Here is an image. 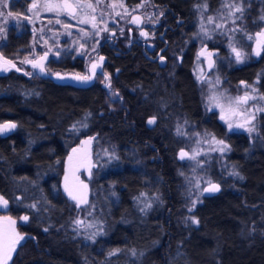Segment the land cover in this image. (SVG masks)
I'll list each match as a JSON object with an SVG mask.
<instances>
[{"label": "trees", "instance_id": "obj_1", "mask_svg": "<svg viewBox=\"0 0 264 264\" xmlns=\"http://www.w3.org/2000/svg\"><path fill=\"white\" fill-rule=\"evenodd\" d=\"M164 1L184 25L200 23V6L209 3L195 1L194 20L186 9L189 0ZM253 1L242 0L245 22L223 18L227 37L214 27L207 37L176 30L177 44L164 53L170 66L161 72L132 47L110 58L104 69L108 79L101 77L89 89L52 80H0V123L15 125L0 133V196L8 201L0 214L14 219L24 237L8 264H264V115L250 135L226 133L216 113L203 107L194 64L201 50L228 57L227 82L235 85L237 73L242 82L260 73L257 86L264 97V59L256 63L253 57ZM221 10L220 0H211L204 15L218 16ZM232 48L244 55L241 64L231 61ZM113 71L117 89L137 90L132 97L121 94L125 108L106 92ZM144 94L146 107L140 105ZM151 116L158 120L157 132L144 125ZM193 131L227 145L224 161L204 159L196 178V166L180 158L191 151L181 136ZM84 138L92 140L94 166L89 179L80 177L88 195L86 203H78L65 189L71 154ZM207 182L220 190L206 195ZM147 196L154 199L149 207ZM139 215L152 235L137 244L128 221ZM24 216L27 221L17 223ZM79 220L92 224L96 234L83 230Z\"/></svg>", "mask_w": 264, "mask_h": 264}, {"label": "flooded vegetation", "instance_id": "obj_2", "mask_svg": "<svg viewBox=\"0 0 264 264\" xmlns=\"http://www.w3.org/2000/svg\"><path fill=\"white\" fill-rule=\"evenodd\" d=\"M189 1L190 4L188 3L186 9L195 20L198 14L196 0ZM210 1L200 8L210 6ZM237 1V5L240 3L242 8V0ZM65 2L72 7H64ZM98 2L96 0H90V2L88 0H6L7 6L5 7V0H0V80L24 79L56 82L60 76L75 77L78 74L82 77H89L90 84L86 87L63 85L76 89H89L105 76L104 69L110 58L121 57L122 52L132 47L141 50L151 69L161 72L170 66V57H165L164 53L171 45L177 44L178 32L176 30L183 28L185 31H194L197 26L199 27L195 24H181L178 12L167 7L164 0H124L123 4L129 12H119L121 14L115 15L113 9L109 7L112 14H107L108 17L106 15L96 29L88 28L83 25V21L79 22V19H83L87 4L92 6L96 4L99 7ZM142 3H145V6L139 9ZM33 4L37 6L33 8ZM47 5H52V7L49 8ZM220 5L226 10L228 0H220ZM252 9L256 29H260L258 33L264 32V0H254ZM133 17H138L139 23L134 22ZM77 26L80 32L73 30ZM141 32L146 35H141ZM253 46V57L255 62L259 63L264 59V47L258 49L255 43ZM258 50L259 55L256 54ZM45 53H47L46 57ZM210 56L214 67L216 61L213 55ZM41 57L44 58L41 59ZM5 60L10 63L6 64ZM179 61L175 58V65ZM33 63L42 64L44 71H41L39 67H33ZM94 64L97 67L93 70ZM241 68L240 65L237 66V72ZM206 73L209 74L208 71ZM108 75L111 86L106 89V92L111 95L113 103L117 102L125 108L121 103L123 100L121 94L132 97L137 90L117 89L113 85L118 76L117 72L113 71ZM254 75L259 77L260 73ZM224 78L227 81V77L224 76ZM238 78L237 73V84L242 82ZM111 93H114L113 96ZM147 101V94H144L143 98L141 96L140 105L146 107ZM150 118H154L155 122L149 124ZM144 125L146 129L155 130V132L160 129L155 116L147 118Z\"/></svg>", "mask_w": 264, "mask_h": 264}, {"label": "rangeland", "instance_id": "obj_3", "mask_svg": "<svg viewBox=\"0 0 264 264\" xmlns=\"http://www.w3.org/2000/svg\"><path fill=\"white\" fill-rule=\"evenodd\" d=\"M88 1L90 2V0ZM96 1H99L98 2L99 7H97L96 4H94L90 8L87 6L89 4H87L84 10L85 13L83 14L82 17L83 19H79V22L83 21V25L87 26L88 28L96 29L97 26L100 24V22H102L103 19L106 18L107 14H112V10L109 9V7L113 9L115 15L121 14L119 12H129L128 8L123 4L124 0H96ZM231 3L230 5H237V3H232V4ZM144 4L145 3H142L141 4L142 6L140 5L138 8L139 9L144 8L145 6ZM238 5L240 6V3ZM203 8L200 10V13L198 15V18H200V23H198L197 25H199V27L197 26L194 31H201L206 37L208 36L207 32H210L209 31L210 27L211 28L214 27L215 29L222 30L223 32H225L224 35H226L227 37V32L230 31V28H228L227 23L224 20L225 17L227 21H234L235 19L238 18L237 20H239L240 22H245V19H247L246 18L247 15L244 14L243 12L238 13L235 11V8L227 7L226 10L222 8L221 15L219 13L218 16H212V22L209 23L208 18L211 17L209 16V12L207 13V17L206 15H204L207 12L208 6L206 7L203 6ZM116 10L118 11L116 12ZM204 10L206 11L203 12ZM235 13L238 14L234 16ZM231 15L234 16L233 17L234 19L231 18ZM217 25H220V27H217ZM230 25L233 26L234 22H230ZM73 30L80 32L79 26L73 28ZM259 30L256 29L255 32L253 33V44L255 43L256 45H257V40L259 39L257 35ZM59 40L61 39L59 38ZM234 45L235 43L231 47H234ZM233 49L234 48L231 49V52H234ZM207 52L208 54L213 55V58L216 61L215 66L211 70L215 72L211 73L210 71L209 73L211 74L209 75L208 73H206L207 71L204 68V59ZM253 53H254V46H253ZM243 58L244 55L240 53V59L237 60V56L235 54L234 56L231 57V61L241 64ZM227 62H228V57H223V56L216 57L214 55V52H212L211 50L207 49V50L199 51L198 57L195 59L194 64L196 69L195 74L200 82V87L202 90L203 107L208 113L209 112L216 113L215 115L217 119L222 123L226 133L228 134L245 133L250 135L252 134V132L255 131V128L258 126L260 117L264 115V97L261 95V93L258 90L257 77L255 79H252L250 82H243V83L238 82V84L235 83V85H230L224 78L225 76L224 71L227 68ZM109 84L110 83H108V85ZM245 95H247L246 101H244L243 99L240 100L237 99V98H243L245 97ZM12 125L13 124L10 122L0 123V127L2 128H4V126H12ZM229 125H231V127H229ZM237 125H242V126L238 127ZM249 128H252L253 130L249 132L247 130ZM181 137L183 139H187V143H188L187 145H190L191 147L190 148L191 151L189 150L183 151L188 154L185 158H183V160L187 161V163L189 164L191 163V165H193L194 167L196 166L195 168H193L194 172L192 174V177L196 178V176L200 175V172L198 171H200V169L204 166L205 160L207 162L210 161V157H212L216 162H218V159L220 162L224 161L223 158L225 157V154L227 152V147H225L226 145L225 142H223V144L217 143V141H222L221 139H217L213 137L211 134L205 132L199 135V133H195L194 131L191 132L190 134L184 133ZM133 153L138 154V152L135 150H133ZM90 156L87 158L88 166L86 168L78 167L76 169L74 166V162L70 157L71 164L66 179V187L68 189H69L68 180L71 177H75L77 181H81L86 185V183L82 181L80 177L84 176L86 179H89L91 176L92 173L91 168L94 165L93 162L91 161ZM190 157H194V158H190ZM209 186H210L209 182H207L203 188L204 193H205L204 189H206ZM144 199H145L144 204L146 205V207H149L154 203V199L152 197L147 196L144 197ZM4 216L6 215L0 214V220L6 221L8 223V220L3 219ZM21 218L22 217L17 219V223L22 221ZM128 223L130 224L131 228L136 230L135 232L131 231V237L135 243L138 244L139 242L138 240H140L142 237L146 238L152 235V232L150 231L152 227L148 224V221L146 220L144 215H139L138 217H130ZM79 226H81L83 230L87 228V230H92V232L95 233V231H93L94 229L92 224L88 225L82 221V223H80ZM145 228H147V230L148 229L150 230H148L146 233L138 232L139 230H137V229L141 230ZM10 230L13 239L15 238L16 233L20 234L19 232H17L15 225L10 226ZM17 245L18 244L15 245V249ZM14 251H11L10 259ZM10 259H7L6 264L9 263Z\"/></svg>", "mask_w": 264, "mask_h": 264}, {"label": "water", "instance_id": "obj_4", "mask_svg": "<svg viewBox=\"0 0 264 264\" xmlns=\"http://www.w3.org/2000/svg\"><path fill=\"white\" fill-rule=\"evenodd\" d=\"M204 66L206 71L208 72H210L213 68V60L210 54L208 53L205 55ZM56 82L62 85L69 84L74 87H86L87 85L90 84L89 80L85 81V80L75 79L74 76H69V77L60 76L59 78H57ZM12 128L13 127L11 126L4 128L0 127V132L3 135H5L9 133L12 130ZM91 150H92V140L89 138L81 139L78 147L75 149V151H73L71 155L75 169L78 167L86 168L88 166L87 158L90 156ZM68 185H69V191L72 192V196L76 197V199H73L72 196H70L73 200L80 202L86 200L88 195V188L83 182L77 181L75 177H71L68 180ZM215 193H217V191L215 192L205 191L206 195H214ZM9 239H13L11 235L10 226L6 221L0 220V247H4L9 242ZM0 264H3L2 259H0Z\"/></svg>", "mask_w": 264, "mask_h": 264}, {"label": "snow or ice", "instance_id": "obj_5", "mask_svg": "<svg viewBox=\"0 0 264 264\" xmlns=\"http://www.w3.org/2000/svg\"><path fill=\"white\" fill-rule=\"evenodd\" d=\"M4 6L5 7L7 6L6 0H5V5ZM36 6H37L36 4H33L32 5L33 8H35ZM63 6L64 7H67V8H71L72 7V5L68 4L67 2H65V4ZM87 6L90 7V8L92 7L91 4H89ZM226 6L229 7V8H235V11L236 12H242V10H243L238 5H226ZM47 7L51 8L52 5H47ZM57 7H59V6H57ZM8 15H12V13H8ZM133 20H134V22L139 23V18L138 17H133ZM208 20H209V23H211L212 22V17H209ZM57 23H59V21H57ZM65 26L67 27V25H65ZM217 27H220V25H217ZM202 28H203V26H202ZM141 35H146V33L141 32ZM257 35H258V37H261V39H258L257 40V48L260 49L261 47H264V32L258 33ZM233 51L236 52L237 60H239L240 59V53L238 51H236L235 48L233 49ZM256 54L259 55L260 54V51L258 50L256 52ZM44 55L46 57L47 53H45ZM43 58L44 57H41V59H43ZM101 59H103V57H101ZM161 59H163V58H161ZM4 62L6 64L7 63H10L7 60H5ZM33 67H39L41 71H44V68H43V65L42 64L33 63ZM92 67H93V70H94L97 67V65L94 64ZM74 78L75 79H79V80H85V81L89 79V77H87V76H83L82 77V76H79L78 74ZM105 79H108V77H107L106 74H105ZM108 86L110 87V84ZM237 99L238 100L243 99L244 101H246L247 100V95H245V97H243V98H237ZM154 122H155V119L154 118L153 119H150L148 121L149 124H152ZM237 126L240 127L242 125H237ZM4 127H8V126H4ZM11 127H15V125H12ZM229 127H231V125H229ZM247 130L249 132H251L253 129L252 128H249ZM217 143L223 144V141H217ZM225 147H227V146L225 145ZM187 155H188L187 153H185V152L182 151L180 153V158L183 159ZM190 158H194V157H190ZM233 174L234 175H238L237 173H233ZM209 185L210 186L208 188L204 189L205 191L215 192V191H219L220 190L219 189V186L216 185V184H212L211 182H209ZM65 190L69 192V195L70 196H72V192L69 191V189L67 187H66ZM72 198L73 199H76L75 196H72ZM83 202L86 203V200L83 201ZM78 203H80V201H78ZM7 204H8V201L7 200H4V198L2 196H0V205H3L4 207H7ZM32 207H35V205H32ZM189 211H192V209L189 208ZM6 219L8 220V223H9L10 226H14L15 225L16 222L14 220H11L10 218H6ZM21 219L24 220V221H27L28 217L27 216H24ZM193 222L194 223H198V221H196L194 218H193ZM76 223L79 225L80 223H82V221H76ZM13 231H14V228H13ZM45 231H47V229H45ZM23 238L24 237L22 235L16 233L14 239H9V242L4 247H0V259H2L3 264H6L7 259H10V253H11V251H14L15 250V245L18 244L19 241L22 240ZM113 254H115V253H110V255H113Z\"/></svg>", "mask_w": 264, "mask_h": 264}]
</instances>
